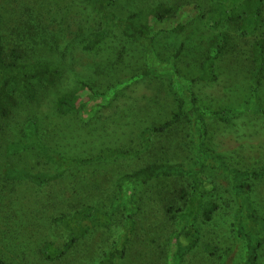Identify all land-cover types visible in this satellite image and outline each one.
Listing matches in <instances>:
<instances>
[{
  "label": "trees",
  "instance_id": "trees-1",
  "mask_svg": "<svg viewBox=\"0 0 264 264\" xmlns=\"http://www.w3.org/2000/svg\"><path fill=\"white\" fill-rule=\"evenodd\" d=\"M85 1L101 16L104 26L103 31L96 34L95 39L86 46L87 53L94 52L115 30L123 32L129 46L134 50L129 51L126 56H121L120 60L123 59L121 63L99 68L96 76L101 80L107 79L109 73L118 77L117 69L122 63L125 70L135 67L136 72L125 86L111 84L106 91L101 88L103 83L78 77V86L72 92L57 94L54 100L55 113L58 118L63 119L78 115L87 127L95 123L99 126L98 129H102L113 124L104 120L103 111L116 106L120 113L118 114L116 109L111 119H116L114 123L122 120L130 131L140 130L142 142L136 149L111 146L93 158L75 159L53 148L61 145L54 141L57 131L49 134L37 119L31 120L27 127L19 132L22 138L4 147V157L12 160L32 155L33 158L43 160L45 165L55 167L57 172L39 173L14 166L5 171L1 180L27 183L26 186L45 185L63 179L68 170L78 165L110 170L112 168L107 167L121 160L142 158L145 153L155 149L160 138L171 134L179 127L186 126L190 132L187 134L189 142L184 139L180 144L171 141L169 143L178 147L188 143V151L192 154L191 164L164 161L141 168L118 179L119 200L110 211H102L91 204L72 214L63 213L54 218V223L69 232V238L64 246H59L53 241L42 243L37 255L41 264H58L63 261L92 230L111 228L115 217L124 212L126 228L119 238L118 246L100 263L122 264L119 261H124L128 256L132 235L143 212L136 192L137 183H147L159 178L175 183L181 181L189 183L180 190V198L186 206L180 211L181 214H173V208L168 209L169 214L172 213L175 218L180 219V227L172 232L168 240L171 249L166 264L186 263V258L201 243V230L197 222L205 226L214 224L224 210L219 198L223 196L224 190L231 194V189L232 198L237 197L240 202L235 216L237 235L247 242L248 259L244 264H264L260 261V250L264 246L261 238L264 236V218L258 215V195L254 196L256 186L264 182V162L252 163L249 160L231 164L224 159L221 152L210 146V122L229 126L236 120L243 119L244 114L230 109L209 110L202 105L196 90L201 81L214 84L219 80L218 59L225 54L232 40L227 26L239 24L240 36L243 38L252 37L264 28V0H216L211 2L212 5L207 10L189 1L181 4L180 0L176 8L163 3L150 10L144 22L139 21V13L125 19L118 18L114 6L121 0ZM3 5L4 0H0V135L5 133L4 122L12 117L15 109L21 104L37 103L40 90L56 88L63 78V70L55 60L49 59V56H39V52L29 45L23 46L22 43L27 41L25 36L14 37L8 33ZM197 20H201L203 25L200 33L216 32L208 55L205 57L204 42L198 48L200 44L196 38L200 37V33L196 32L190 37L183 38L181 48L166 58L163 42L172 37L181 39L186 25ZM195 49H199L196 54ZM252 50L257 63L252 74L253 89L255 97L258 98L264 81V38L258 39ZM191 52L194 54L189 56ZM187 57L191 62L202 64V76L188 77L183 74L178 64ZM139 71L143 74H139ZM123 87L125 91L129 90V93L117 95ZM245 111L264 116V107L258 101ZM118 115L121 118H118ZM53 134L54 136H51ZM67 135L70 136L69 133ZM239 137L240 134L237 140L241 141ZM245 140L249 142L248 148L258 146L257 143L252 144V140L247 138ZM210 171H214L218 178L209 176ZM4 204L3 224L9 228L17 220V215L21 216L22 213L16 199H9L6 196ZM6 228L4 232L7 234ZM7 235H11L10 240L14 242V238L19 234L12 232ZM21 246L18 252L12 251L20 263L1 253L0 264H26L28 246L25 244ZM203 249L209 257L219 256L218 248L212 244H207ZM221 258L222 256L217 260L220 261Z\"/></svg>",
  "mask_w": 264,
  "mask_h": 264
},
{
  "label": "rangeland",
  "instance_id": "rangeland-1",
  "mask_svg": "<svg viewBox=\"0 0 264 264\" xmlns=\"http://www.w3.org/2000/svg\"><path fill=\"white\" fill-rule=\"evenodd\" d=\"M185 1L195 2L207 10L212 5L211 2L216 0H182L181 4ZM179 2L180 0H121L114 6V10L117 17L122 19L139 13V21L144 22L150 10L156 6L165 3L176 8ZM3 6L8 33L14 37L25 36L27 41L22 43L23 46L29 45L39 52V56H49V59L55 60L63 70V78L57 87L40 90L37 103L21 104L15 109L12 117L4 122L5 133L0 135V254L19 262L12 251L18 252L22 247L21 244H25L28 246L26 264H41L37 255L42 243L53 241L59 246H64L69 238V232L54 223V218L63 213L72 214L91 204L102 211H110L119 200L118 179L126 174H133L141 168L164 161H180L190 165L192 154L188 151L189 144L185 143L182 147H178L169 143L171 141L180 144L184 139L189 142L187 137L189 128L179 127L171 134L160 138L152 152L145 153L142 158L121 160L107 167L112 168L110 170L78 165L68 170L63 179L45 185L26 186L27 183L1 180L5 171L14 166L39 173L57 172L55 167L45 165L43 160L33 158L32 155L12 160L4 157V147L10 142H18L22 138L19 132L26 128L31 120H38L49 134L57 131L54 141L61 145L53 148L75 159L93 158L111 146L136 149L142 142L140 130L130 131L122 120L114 123L116 119H111L117 109L116 106L103 111L104 120L113 124L102 129H98L99 126L95 123L87 127L78 115L69 116L67 119L58 118L54 110L57 94L72 92L78 86V77L103 83L101 86L103 91L108 90L111 84L125 86L126 82L130 81L129 79L135 75V67L125 70L124 63L118 66V77L109 73L107 79L101 80L96 76L99 68L119 64L123 61L120 60L121 56L134 51L122 31H112L94 52L87 53L86 46L95 39L96 34L103 31L104 26L101 16L85 0H4ZM202 28L201 20H197L186 25L181 39L168 38L162 44L165 57H171V54H175V51L181 48L183 38L190 37L196 32L200 33ZM227 30L231 33L232 40L225 54L218 59V82L212 84L201 81L196 90L202 105L209 110L230 109L242 112L244 117L229 126L210 122L209 144L221 152L224 159L231 164H238L237 161L249 162V160L252 163L264 162V116L245 111L257 101L264 107V81L259 97L256 98L252 77L257 67L252 48L258 39L264 38V28L248 38L240 36L239 24L227 26ZM215 36L216 32L207 31L201 32L200 37L196 38L200 44L198 48L202 42L206 44L205 57ZM198 50L195 49L194 53H198ZM194 53L191 52L189 56ZM178 65L188 77L203 75L202 64L191 62L189 57L184 58ZM139 74H143L142 71H139ZM124 88L120 89L117 95L124 92L127 95L129 90L125 91ZM118 118H121L120 115ZM94 128L96 130H93ZM68 133L70 136L67 135ZM239 134L242 137H239L241 141L237 140ZM246 138L252 140V144L257 143L258 146L248 148L249 142L245 140ZM250 165L254 166V164ZM208 175L218 178L214 171H210ZM188 184V181L175 183L160 178L147 183H137L136 192L143 212L132 235L128 256L124 261H119L120 263L166 264L169 261L171 248L168 240L172 232L180 227V219L175 218L173 214H181L180 211L186 207L180 198V190ZM231 185L233 186V182ZM225 191L219 198L224 210L214 224L205 226L197 222L201 230V243L186 258L185 264L246 263L247 242L237 235L235 222L240 202L237 197L232 198V189L231 194ZM255 192L254 196L258 195V215L264 218V182L256 186ZM6 196L17 200L22 213L21 216L17 215V220L9 228L4 226L2 218ZM169 208H173V214L168 213ZM125 220L126 214L120 212L111 228L92 230L58 264L102 263L117 248L119 238L126 228ZM5 228L7 234L12 232L19 234L15 238L12 236L14 242L10 240L11 235L4 232ZM261 238L264 241V236ZM207 244L218 248L217 258L209 257L204 252L203 248ZM220 256L222 258L218 261ZM260 261L264 263V246L260 250Z\"/></svg>",
  "mask_w": 264,
  "mask_h": 264
}]
</instances>
